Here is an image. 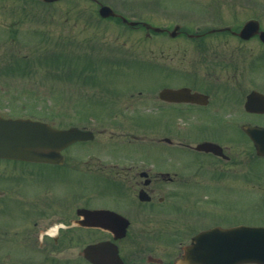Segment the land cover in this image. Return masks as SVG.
Returning <instances> with one entry per match:
<instances>
[{
    "label": "flooded vegetation",
    "instance_id": "af4514ba",
    "mask_svg": "<svg viewBox=\"0 0 264 264\" xmlns=\"http://www.w3.org/2000/svg\"><path fill=\"white\" fill-rule=\"evenodd\" d=\"M6 1L18 4L19 8L17 11L9 8V15L0 18V95L11 98L14 108L0 105V115L36 118L25 111V87L31 77L41 78L44 66L36 62L41 60L39 50L37 58L33 57L34 63L25 50L26 40L39 43L42 37L40 29L24 30L26 23L39 24L37 15L35 21L26 17V6L53 5L58 0ZM86 2H92L98 9L104 4L100 0ZM178 5L167 6L162 14L151 7L148 13L159 16L160 22L150 15L135 19L138 24L147 22L162 29L149 28L147 31H151L143 34L148 40L153 36H162L168 42L173 38L181 40V45L174 48L178 50L175 57L169 56L168 46L159 54L150 49L152 57L146 67L152 76H148V86L115 84L110 88L117 87L120 91H108L113 101L106 98L105 89L97 95L98 99L86 94L84 99L94 100L88 101L93 105L89 107L92 111L73 110L68 115L72 120L69 126L92 131L93 137L84 143L95 136L87 124L91 117L109 122L125 119L127 128L123 127L126 131L121 134L128 140L111 146L114 159L89 160L93 153H88L86 159L80 160L70 153L71 149L67 150L70 158L62 151L64 159L60 162L0 157V264H193L178 262V257L171 256L170 249L177 241V235L173 241L172 234L176 227L179 232L188 233L187 243L200 230L228 226L217 220L215 201L218 197L223 199L216 189L231 187L234 170L242 168L243 163L245 166V160L239 159L234 148V129L244 146L251 145L252 153L264 159L256 154L251 138L241 128L245 123L264 126V85L240 92L244 80L233 75L237 70L245 77L246 65L255 61L264 71V51H260L264 48V0H194L187 6ZM113 10L112 15L98 16L121 22L122 17L136 18ZM190 21L194 23L193 31L186 25ZM231 40L235 43H229ZM249 40L258 41L256 45L259 43L260 48H252ZM230 44L239 51L235 61L227 51ZM251 48L260 52L256 55ZM36 50L35 47L34 53ZM85 71L80 74L79 70L74 77L71 73L69 81L86 90L89 87L102 90L99 80L89 81L88 77L94 76ZM103 84L108 88V82ZM119 92L122 96L117 95ZM252 92L260 94V104L247 108L245 104ZM102 106L105 111L100 110ZM246 113L245 123L235 127L233 120L239 121ZM251 113L259 115L260 121L250 117ZM79 119L81 122L76 121ZM190 119H200L201 123L191 130L178 127L175 122ZM132 120L147 122L139 124ZM154 120L163 121V125L154 124ZM166 121L176 130L165 126ZM138 124L144 132L132 133V127ZM133 138L140 142L134 143ZM72 145L75 144L68 147ZM246 151L249 150L245 146ZM93 161L96 170L92 169ZM36 167L52 170L58 176L65 174L67 182L56 184L60 181L50 182L47 176V181L29 184L27 181ZM82 190L79 194L74 192ZM201 190L212 203L211 217L195 206ZM180 194L184 196L180 203H184L177 204L179 208L175 210L178 201L171 204L170 198ZM165 199L166 206L172 207L155 206ZM136 233L157 239L155 247H136L132 239Z\"/></svg>",
    "mask_w": 264,
    "mask_h": 264
},
{
    "label": "rangeland",
    "instance_id": "374dc122",
    "mask_svg": "<svg viewBox=\"0 0 264 264\" xmlns=\"http://www.w3.org/2000/svg\"><path fill=\"white\" fill-rule=\"evenodd\" d=\"M100 1L104 2L107 6L110 5L113 9L132 14L131 17H136L132 19H139V17L147 18L149 15L158 18L159 16L148 13V11H151V7L154 10L157 9L161 11L160 14H162L163 9L167 6L177 4H185V6H187L189 3H193L194 0ZM13 4L14 3L6 0H0V18L3 19L6 14L9 15V8L15 9L16 11L18 10V4ZM110 10L112 9L110 8ZM26 11V17L32 21H35L33 20L35 18L34 15H37L39 24H36L38 25L36 26L33 23H26L25 26H23V28H25L24 30L28 31L29 29L33 31L34 28L40 29L42 40H40L39 43L26 40L27 50H25V52L28 53V57L31 62L34 63L35 59H33V57L38 56L39 50L41 60H37L36 62L43 64L44 67H41L42 72L39 80H35V77H31L30 81L26 82L25 111L29 112L30 116L34 115L36 118L49 120L57 127L71 124L72 120L68 115L72 113L73 110L92 111L89 107H93L91 101L94 100L84 99L87 97L85 96L86 94L88 97L90 96L89 98L96 97V99H98L97 95H100L105 89V92H107L106 98H109V90L113 89L120 91L117 87L110 88L115 87V84H119V86H130L132 84L148 86V76H152L149 72L150 69L148 70L146 67L148 64L147 60L152 57L150 56V49L153 48L154 53L159 54L161 53V49L166 48L167 50L168 46L169 56L175 57L178 53V50L176 51L175 49L181 45L180 38H173V40L168 42V40L162 36H153V38L148 40L143 34L151 30L147 31L141 28V25L130 28L119 19H100L97 6L92 4V2H86V0L77 2L75 0H58L53 5L39 3L37 7L26 6ZM157 21L160 22V19L158 18ZM191 21L194 20L191 19ZM191 21L186 23V25L189 27L190 31H193L195 27L193 26L194 23ZM248 42L251 44L252 48H260L259 43L256 45L258 41L249 40ZM229 43L234 44L235 41L231 40ZM233 44H230L227 51L233 55L232 57L235 61L236 54L239 53V51L236 52L237 47ZM35 47L37 50L34 53ZM252 51L257 55L258 52L264 51V48L258 52L253 49ZM253 53H251V57H255ZM245 56H247V53H245ZM157 57L160 58V55ZM246 67L247 75L243 78L240 75L241 73L237 70L233 72V75H238L237 78L244 80L239 89L240 92L250 90L253 86L264 85V71L260 70L261 68L257 66V62H249ZM79 70L80 74L83 70H86L85 73L89 71V74L94 76L88 77V79H90L89 81L94 79L99 80L103 89L99 90L98 88L89 87V89L86 90L82 86H78L76 83V85H74L73 82L69 81V75L72 73L73 75L71 77H74L78 74L77 72ZM103 82H108V88L105 87ZM153 86L156 87L157 84ZM262 87L264 88V86ZM117 95L122 96L120 92ZM116 100H119V98H116ZM88 101L91 103H88ZM7 104L11 108H14L11 98H5V96L0 95V105ZM102 108H100L101 111L106 110L105 106H102ZM246 116H248L247 113L239 117V121L233 120L234 126L240 127V124L245 123ZM249 116L254 117V120L260 121V119H258L259 115L257 114L251 113ZM250 120L253 121V118H250ZM76 121L81 122L80 119ZM132 121L138 123L147 122V120ZM125 122V119H112L109 122L107 120L97 119L96 116L91 117L87 120V124L88 127L93 128L95 131L94 139L88 141V143H74L75 145H72V148L67 147L63 152L67 154V150L71 149L73 152L69 150L71 151L70 153L75 157L76 155L80 157V160L86 159L88 153H93L90 155L89 160L100 159L102 161H110L115 157L113 154V147L111 146L116 143L127 142L128 140L127 136L121 134L126 131L123 127L127 128V126H124ZM175 122L178 127L185 126L187 127L186 129L194 130L195 125H200L199 123H201V120L190 119L177 120ZM158 123L163 125V121L154 120V124ZM139 124L138 127H132V133L144 132L143 129H141L142 126ZM165 126L173 128L172 125H168V121L165 122ZM234 132V148L239 152V154H237L239 155V159L242 161L245 160V166L243 163L242 168H238L237 171L234 170L231 187L224 185L216 189L219 194H223V199H219L218 197L215 201L218 207L217 220L225 222L228 225H234L238 222L264 225V159L256 157L252 153L251 145H245L246 149L249 151L244 152L245 146L239 140V133L235 129ZM109 133H112V135ZM131 140L134 141V143L140 142V140H135L134 138ZM240 151H242V153ZM70 153H68V158H70ZM91 165H93L92 169H95L96 164H94V161ZM47 176L50 178V182L60 181L56 184H61V182L65 184L67 182L65 181V174L64 176H58L54 171L43 167H36L33 170V177L27 182L33 184L42 182L43 180L47 181ZM82 180L84 181V178H82ZM74 192L75 194H79L80 192H84V190ZM205 195L206 193L204 191L201 190L199 192L195 206L198 210L207 212L211 217L212 215L210 214L209 208L212 206V203L205 198ZM210 195L209 193L207 196ZM170 196L171 194H169V197ZM181 198L184 200V196L181 197V194L176 195L174 198H170L171 204L178 201L174 205L176 207L175 210L179 208L178 205L180 206L184 203H180ZM159 202V205H155L158 206V208L172 207L170 205L166 206L168 204L167 199ZM225 210L227 211L225 215L219 214ZM180 220L181 217L178 218V221ZM179 231L180 229L176 227L175 231L172 233L174 234L173 241L175 235H177V241L173 243V246H175L170 249L172 253L171 256H180V246L185 245L188 238V233L186 231ZM136 235V237L132 235V239L133 241L135 240L134 245L138 248H145L148 245H153V247H155V241H158L157 239L154 240L155 238L145 237L143 233H136ZM153 236H155V233ZM28 251L29 249H26V254ZM155 252L157 254V251ZM31 255H33V253Z\"/></svg>",
    "mask_w": 264,
    "mask_h": 264
},
{
    "label": "water",
    "instance_id": "95a60500",
    "mask_svg": "<svg viewBox=\"0 0 264 264\" xmlns=\"http://www.w3.org/2000/svg\"><path fill=\"white\" fill-rule=\"evenodd\" d=\"M251 100L258 98L252 95ZM244 129L252 137L257 152L264 154V139L260 140L263 129L255 126ZM88 136V132L75 128L59 130L40 121L0 117V157L56 161L61 158L58 151L62 147ZM180 259L197 264H264V227L238 225L202 231L184 247Z\"/></svg>",
    "mask_w": 264,
    "mask_h": 264
}]
</instances>
